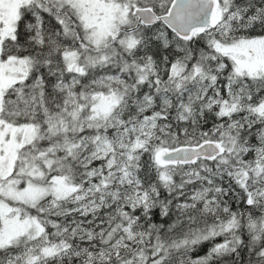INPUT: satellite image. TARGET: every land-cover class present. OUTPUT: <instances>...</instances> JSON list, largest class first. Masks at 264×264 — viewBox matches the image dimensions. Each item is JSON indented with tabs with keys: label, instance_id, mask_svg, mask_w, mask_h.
Returning a JSON list of instances; mask_svg holds the SVG:
<instances>
[{
	"label": "snow or ice",
	"instance_id": "1",
	"mask_svg": "<svg viewBox=\"0 0 264 264\" xmlns=\"http://www.w3.org/2000/svg\"><path fill=\"white\" fill-rule=\"evenodd\" d=\"M0 264H264V0H0Z\"/></svg>",
	"mask_w": 264,
	"mask_h": 264
}]
</instances>
